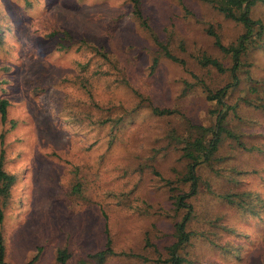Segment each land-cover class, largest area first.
<instances>
[{"label": "rangeland", "instance_id": "1", "mask_svg": "<svg viewBox=\"0 0 264 264\" xmlns=\"http://www.w3.org/2000/svg\"><path fill=\"white\" fill-rule=\"evenodd\" d=\"M138 7L146 26L129 0H0V100L9 101L0 154L15 175L10 195L0 197V234L10 264H60L63 248L69 264H168L187 213L174 198L190 189L180 181L189 163L183 147L198 126L215 127L221 111L229 132L197 168L182 264H264V0L249 8L259 24L228 107L206 89L231 82L230 70L199 59L232 67L209 29L231 45L244 24L205 0ZM83 77L95 86L94 101ZM90 112L111 119L97 125ZM109 239L113 252L101 257Z\"/></svg>", "mask_w": 264, "mask_h": 264}, {"label": "trees", "instance_id": "2", "mask_svg": "<svg viewBox=\"0 0 264 264\" xmlns=\"http://www.w3.org/2000/svg\"><path fill=\"white\" fill-rule=\"evenodd\" d=\"M135 4L136 14L139 16V19L143 21V25L146 26V19L143 12L139 9V0H129ZM206 2L210 3L216 10L222 13L225 17L242 22L246 27V32L240 36L238 41L231 45L223 44L220 36L218 33L211 29H209V33L214 36L215 45L225 54L231 57L232 59V67L227 68L224 63L209 55H203L199 62L202 66L205 67H212L217 69L220 72H226L230 70L232 75V80L225 86L217 89H206V96L209 100H216L218 105L223 107H228L226 105V98L229 94L231 88L238 86L240 84V78L238 75V71L242 66V56L246 54L248 51V47L251 43L250 39L254 35V28L255 25L259 24L257 20L252 19L249 16V8L253 5L257 0H205ZM260 34V33H259ZM160 46L163 48L165 56L171 58L172 60L179 61L178 57L173 55L171 51L164 45L160 43ZM81 48H85L83 45ZM84 50V49H83ZM98 54L102 55V58L105 61H109L113 64L111 60L109 52L99 49L97 50ZM91 52L92 56L98 54ZM88 53V50H87ZM91 61V57H88L87 62H83V72H86L89 67V63ZM159 62V57L155 58L153 66L155 67ZM105 66V65H101ZM113 67L115 65L113 64ZM81 86L85 90L88 98L91 101H94L95 98V86L93 83L88 80L86 77L81 79ZM8 106L9 101L6 98L0 100V113H1V121L3 123L7 122L8 119ZM155 113L164 115L171 113L170 110H162L159 108L153 109ZM92 118H96L94 122L97 125H105L110 121V117L102 115L100 117H95L92 112L89 113ZM228 118V112L221 111L217 116V121L215 123V127H203L198 126L200 130L199 135L194 140H187L185 146L183 147V155L187 160L188 163V172L182 180L184 183L190 184V189L186 192H179L177 195L174 196L175 206L177 209L185 208L187 213L181 219V221L176 223V240L170 247V256L167 260H162L167 262L168 264H182L184 262L183 257L180 254V250L182 249L183 245L186 242H189L191 239V233L187 230V223L188 220L191 218L193 205L189 202V198L197 193L198 185H199V178L200 176L197 173V168L201 164H205L210 161L212 155L214 154L215 150L218 148V145L222 139L221 135L224 132H229L226 128V121ZM14 126V122L12 123ZM211 132L213 137L207 141V135ZM115 136V133H112ZM4 159H5V150L3 149L0 154V197L7 198L10 195V190L12 185L15 182V175L8 172L4 167ZM230 197V195H227ZM6 200V199H4ZM4 205L5 202L0 201V221H3L4 218ZM112 253L113 249L111 247V240L109 239L107 243V248L100 252V256H105L106 253ZM70 258V253L68 249L63 248L59 249L57 253V260L60 264H69L68 260ZM0 264H10L6 260V248L4 244V240L2 234H0ZM28 264H33V261H30Z\"/></svg>", "mask_w": 264, "mask_h": 264}]
</instances>
